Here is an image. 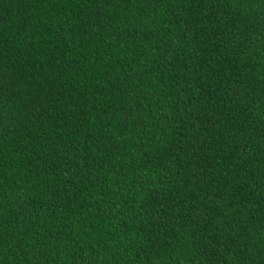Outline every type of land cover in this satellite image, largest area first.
<instances>
[{
  "label": "trees",
  "instance_id": "16d2710c",
  "mask_svg": "<svg viewBox=\"0 0 264 264\" xmlns=\"http://www.w3.org/2000/svg\"><path fill=\"white\" fill-rule=\"evenodd\" d=\"M0 264H264V0H0Z\"/></svg>",
  "mask_w": 264,
  "mask_h": 264
}]
</instances>
